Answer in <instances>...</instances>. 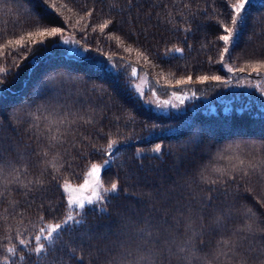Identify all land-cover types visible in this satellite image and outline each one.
Masks as SVG:
<instances>
[{"label": "trees", "instance_id": "trees-1", "mask_svg": "<svg viewBox=\"0 0 264 264\" xmlns=\"http://www.w3.org/2000/svg\"><path fill=\"white\" fill-rule=\"evenodd\" d=\"M236 2L0 0V264L264 259V239L237 233L248 222L245 213L264 221V68L253 71L264 62V0L247 5L230 61L225 54L222 63L218 37L226 34L223 26L232 27L229 5ZM106 20L113 23L101 33ZM51 27L62 31L36 34ZM66 35L85 48L84 57L63 52ZM108 60L125 66L108 67ZM128 68L159 92L190 89L193 107L154 112L131 88ZM201 76L208 79L200 83ZM240 76L258 79L262 88H228ZM110 141L116 151L101 178L104 187L118 183V196L106 211L85 208L84 224L37 258L42 222L67 214L60 182L80 183L92 163L108 158ZM158 144L162 152L152 154ZM234 166L250 175L233 180L214 171L231 174ZM222 240H239V247Z\"/></svg>", "mask_w": 264, "mask_h": 264}, {"label": "snow or ice", "instance_id": "snow-or-ice-1", "mask_svg": "<svg viewBox=\"0 0 264 264\" xmlns=\"http://www.w3.org/2000/svg\"><path fill=\"white\" fill-rule=\"evenodd\" d=\"M47 2V0H45ZM227 2V0H226ZM251 3V0H238L236 3H231L229 5L231 12L233 15L231 16V25L232 27L223 26L222 31L223 33L218 37L220 41L223 42V52L220 56V61L222 63H226L225 54L228 56V60L230 61L231 58V49L235 46V39H236V33L239 29V24L243 17V13L247 10V5ZM113 21L106 20L104 23H102L99 26V31L101 33L105 32V29L109 27L110 24H112ZM62 29L60 27H51L50 30L48 28H45L41 31H38L36 34L40 36H49V37H55L58 33H60ZM29 35H32V33H29ZM23 40V37H21V40H17V44H21V41ZM43 43V41H41ZM65 44L68 43V41H64ZM176 52H180L181 49L177 48L175 50ZM260 68H264V62H261L257 65L253 66V71L258 72ZM229 71H232L231 68L228 69ZM243 71V69H241ZM192 77H187V79H181L177 81V84H186L190 82ZM207 76H201L199 77L200 83H203L205 80H207ZM213 80H219V76H213ZM3 81L0 80V84H2ZM4 119L0 117V125H3ZM186 150V149H185ZM106 151V158L102 165H98L96 163H92L90 169L88 170L84 184L80 186V188L83 190L85 188L89 187V177L94 176L96 178V182L91 185V192L92 196L95 197V199H73L71 195L67 192V188L64 185H61L65 192V200H66V210H67V216L66 219L63 221V223L60 222H54L52 224H48L45 226L42 222L41 228L39 230V234L35 236V255L37 258H39L42 254H44L46 251L49 253L51 250L55 249V242L59 240V238L65 233L69 231H76L80 226H82L86 220V213L84 212V209L91 206L92 208H99V211H106L105 205L109 202L110 198H116L118 196L119 188L117 182H112L110 187H104L102 183L101 173L104 172V170L108 167L110 164L111 156L116 151L115 142L110 141L107 145ZM155 154H160L162 152L161 146L157 145L155 149L153 150ZM47 155V153H45ZM158 158V156L156 157ZM240 164L243 165L244 161H240ZM261 167H264V159L260 161ZM250 168L253 169V172L258 171L255 165H249ZM214 171H217L220 173L221 178L225 175H228L231 179L235 180L237 175L242 172L243 177H248L250 175L249 171L244 170L242 168H238L236 166L233 167L231 170V174L226 170H219L215 169ZM203 182L204 172L201 171L198 173ZM261 178L264 179V173H261ZM55 179V177H53ZM217 181H213V183H216ZM102 189V191H101ZM212 189H209L211 191ZM262 204H264V201H261ZM251 211V210H250ZM245 215L248 217V222L243 225L240 229H237V233L240 236V239L246 240L249 237L252 238H261L264 239V221H260L259 217L255 212H251V215L248 213H245ZM253 217H256L255 220H253ZM43 221V217L41 218ZM47 242V243H45ZM24 242L21 241V244ZM222 244H227L229 247H232L233 249H236L239 247V240L236 242H233L231 240L228 241H220ZM251 247L249 248V251H251ZM13 251V250H9ZM261 255H264V249H261ZM259 264H264V259H261L259 261Z\"/></svg>", "mask_w": 264, "mask_h": 264}, {"label": "rangeland", "instance_id": "rangeland-1", "mask_svg": "<svg viewBox=\"0 0 264 264\" xmlns=\"http://www.w3.org/2000/svg\"><path fill=\"white\" fill-rule=\"evenodd\" d=\"M64 41H68V43L65 44ZM59 44L61 45L63 52L67 55H71L77 58H81L86 55L85 48L79 45V43L70 35H66L62 37ZM106 65L108 67H113L114 65H118L120 67L125 66L124 63L116 62L115 60H108L106 62ZM223 67L224 69H227L225 65H223ZM127 71H128V77L130 78L129 84L133 89L134 93L140 99H142V101L147 107L152 109L154 112L160 114H169L184 109L185 106L188 104L191 108L193 107L192 101L194 97L190 89H181L178 91L169 90L166 92H159L158 90H156L155 87H153V85L149 82L147 77L141 71L135 68H128ZM259 83L260 82L258 79L250 78L246 76H240L239 78L235 79V81L228 83L227 86L230 89L243 90L248 92L251 89L255 91L260 90L262 86L258 85ZM202 100L203 102L207 103L208 97L203 96ZM158 145L161 146L160 144ZM156 146L152 148L151 150L152 154H155L153 150L155 149ZM96 164L102 165L103 163H96ZM90 167L88 168V170L90 169ZM87 172L85 173L84 178L80 183H72L66 180L60 182L59 185L64 196H65V192L61 187V185H64L67 188V192L71 195L73 199H81V198L95 199V197L92 196V192H91V185L96 182V178L94 176H90L88 178L89 179L88 188H85L83 190L80 188V186L84 184V180ZM96 209L99 211V208ZM66 216L60 223H63V221L66 219Z\"/></svg>", "mask_w": 264, "mask_h": 264}]
</instances>
